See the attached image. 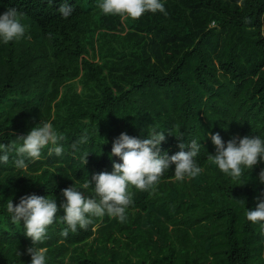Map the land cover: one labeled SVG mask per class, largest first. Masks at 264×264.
Listing matches in <instances>:
<instances>
[{
    "label": "trees",
    "instance_id": "obj_1",
    "mask_svg": "<svg viewBox=\"0 0 264 264\" xmlns=\"http://www.w3.org/2000/svg\"><path fill=\"white\" fill-rule=\"evenodd\" d=\"M59 3L0 0V12L14 6L26 25L19 41L0 43V138L26 135L40 119L65 135L63 154L45 149L27 177L11 158L0 165L4 199L52 194L59 205L73 180L121 162L109 158L121 132L143 138L153 126L173 130L161 144L169 155L199 137L203 171L176 181L172 165L154 190L132 187L123 222L94 218L61 237V210L39 245L47 264H264V229L244 215L264 190V163L234 182L207 159L215 149L205 135L264 134V0H163L166 15L136 19L105 15L97 0H69L64 18ZM33 246L0 202V264H29Z\"/></svg>",
    "mask_w": 264,
    "mask_h": 264
},
{
    "label": "clouds",
    "instance_id": "obj_2",
    "mask_svg": "<svg viewBox=\"0 0 264 264\" xmlns=\"http://www.w3.org/2000/svg\"><path fill=\"white\" fill-rule=\"evenodd\" d=\"M97 7L105 15H119L122 18L136 19L146 12L167 14L163 0H97ZM57 11L62 17L68 18L74 8L69 0H60ZM26 25L23 13L14 6L0 12V43L19 41L25 36ZM225 127V126H224ZM226 128V127H225ZM143 138L121 132L111 146L109 158L119 157L121 162L112 161V170L95 173L91 179L80 184H73L61 190L62 200L51 195L24 194L14 205L12 197L4 199L0 193V202L6 206V212L12 224L29 237L33 247L27 249L31 259L29 264H47L48 249L39 246L47 238L49 226L59 220L65 226L61 229V237L69 233L85 230L93 223L94 218H115L123 222L133 203L132 192L138 190H154L162 176L170 167L176 181L193 179L203 171L198 156L202 145L199 137L180 142L179 151L169 155L161 151L165 141V133L173 134V130L153 126ZM184 133L175 135L177 138ZM214 145V154L208 153L207 159L232 181L239 183L245 172L251 171L258 163H264V134L256 136H234L225 141L219 132L207 133ZM0 138V165L8 164L10 158L15 169L21 170L27 177L29 165L42 158L45 149L49 156H61L64 151V133L57 128L52 120L40 119L26 135L17 136L5 144ZM88 135H82L79 143H86ZM189 150L185 151V148ZM89 153L81 159L86 163ZM264 184V168H261L256 178ZM83 190V192L81 191ZM254 208L245 207V218L253 224H259L264 229V190L256 197ZM245 206V205H244ZM18 256L20 253H18Z\"/></svg>",
    "mask_w": 264,
    "mask_h": 264
}]
</instances>
